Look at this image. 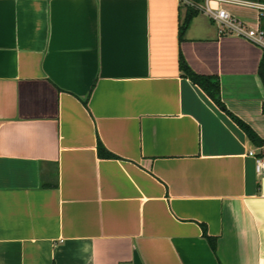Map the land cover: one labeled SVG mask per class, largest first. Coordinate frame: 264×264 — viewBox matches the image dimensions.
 Wrapping results in <instances>:
<instances>
[{
    "label": "crops",
    "instance_id": "obj_1",
    "mask_svg": "<svg viewBox=\"0 0 264 264\" xmlns=\"http://www.w3.org/2000/svg\"><path fill=\"white\" fill-rule=\"evenodd\" d=\"M254 3L208 1L264 29ZM184 10L0 0V264H264V141L228 113L264 140V49Z\"/></svg>",
    "mask_w": 264,
    "mask_h": 264
},
{
    "label": "trees",
    "instance_id": "obj_2",
    "mask_svg": "<svg viewBox=\"0 0 264 264\" xmlns=\"http://www.w3.org/2000/svg\"><path fill=\"white\" fill-rule=\"evenodd\" d=\"M189 3H185L186 12L180 20V39L184 38L185 33L189 29L193 19L203 11V0H189ZM180 68L182 74L190 78L193 82L198 84L220 107L226 109L224 102L222 101L221 96V83L218 77L211 75H202L196 73L188 65L183 57L180 59ZM260 77L264 83V55L260 63L259 68ZM234 121L247 133L248 137L256 144H261L264 140L260 139L257 133L244 121L234 115L232 112L228 111ZM99 155L102 157H114L115 155L110 152L101 141L98 145ZM212 247L216 249V239L214 237H208Z\"/></svg>",
    "mask_w": 264,
    "mask_h": 264
},
{
    "label": "built area",
    "instance_id": "obj_3",
    "mask_svg": "<svg viewBox=\"0 0 264 264\" xmlns=\"http://www.w3.org/2000/svg\"><path fill=\"white\" fill-rule=\"evenodd\" d=\"M182 3H189V0H180ZM209 0H204L203 11H205L212 20L219 26L220 33H235L244 36L264 49V29L249 28L246 23L234 17L223 8L213 9L208 4ZM260 10L264 11V5L254 3ZM249 154L255 158L256 170L261 175L264 173V144L257 150L252 149Z\"/></svg>",
    "mask_w": 264,
    "mask_h": 264
},
{
    "label": "rangeland",
    "instance_id": "obj_4",
    "mask_svg": "<svg viewBox=\"0 0 264 264\" xmlns=\"http://www.w3.org/2000/svg\"><path fill=\"white\" fill-rule=\"evenodd\" d=\"M183 5H184V9H185L184 11H186V6H185V2L183 3Z\"/></svg>",
    "mask_w": 264,
    "mask_h": 264
}]
</instances>
